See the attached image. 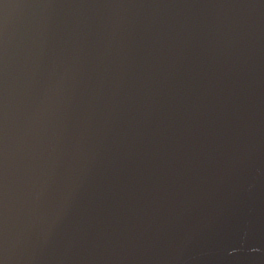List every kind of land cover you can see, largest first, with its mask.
Masks as SVG:
<instances>
[{"label": "water", "instance_id": "water-1", "mask_svg": "<svg viewBox=\"0 0 264 264\" xmlns=\"http://www.w3.org/2000/svg\"><path fill=\"white\" fill-rule=\"evenodd\" d=\"M0 264H264V0H0Z\"/></svg>", "mask_w": 264, "mask_h": 264}]
</instances>
